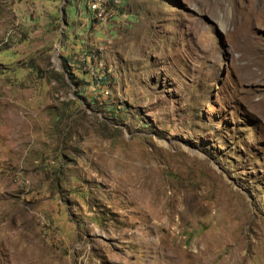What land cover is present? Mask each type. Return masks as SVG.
Returning a JSON list of instances; mask_svg holds the SVG:
<instances>
[{"label": "rangeland", "instance_id": "obj_1", "mask_svg": "<svg viewBox=\"0 0 264 264\" xmlns=\"http://www.w3.org/2000/svg\"><path fill=\"white\" fill-rule=\"evenodd\" d=\"M79 2L0 0V264H264V0Z\"/></svg>", "mask_w": 264, "mask_h": 264}, {"label": "bare ground", "instance_id": "obj_2", "mask_svg": "<svg viewBox=\"0 0 264 264\" xmlns=\"http://www.w3.org/2000/svg\"><path fill=\"white\" fill-rule=\"evenodd\" d=\"M129 168V167H128ZM126 172V171H125ZM135 175V174H134ZM5 225H3L4 228ZM18 235V234H17ZM17 240L13 238V235L9 234V235H3L5 236V238L7 239L6 241V245L4 247V250L10 254V257L8 258L9 260H11V262H9V260H4V264H42V259L39 256V254H37L35 251V249L33 247L28 248L27 250H24L19 243V236H17ZM21 242V241H20ZM8 243V244H7ZM19 243V244H18ZM14 245H18L16 247H13V249H10L7 246H14ZM184 250V248H183ZM178 251V249H177ZM175 252V251H174ZM180 252V254L176 253L175 257H181L184 256V252L183 251H178ZM5 253V252H3ZM7 255V254H6ZM186 256V255H185ZM231 257V256H230ZM229 258V257H228ZM192 259V257H191ZM194 259V260H193ZM193 259L191 260V263L195 262V260L197 261L199 259V255L196 251V253L193 255ZM2 260V259H1ZM47 259H44V262H46ZM2 262V263H3ZM198 262V261H197ZM1 263V264H2ZM189 263V264H191Z\"/></svg>", "mask_w": 264, "mask_h": 264}, {"label": "built area", "instance_id": "obj_3", "mask_svg": "<svg viewBox=\"0 0 264 264\" xmlns=\"http://www.w3.org/2000/svg\"><path fill=\"white\" fill-rule=\"evenodd\" d=\"M122 4L123 0H87V9L93 19L106 22L119 16H126Z\"/></svg>", "mask_w": 264, "mask_h": 264}, {"label": "crops", "instance_id": "obj_4", "mask_svg": "<svg viewBox=\"0 0 264 264\" xmlns=\"http://www.w3.org/2000/svg\"><path fill=\"white\" fill-rule=\"evenodd\" d=\"M79 3L77 6L78 12L84 16L85 20L91 21L89 10L87 9V0H80Z\"/></svg>", "mask_w": 264, "mask_h": 264}]
</instances>
